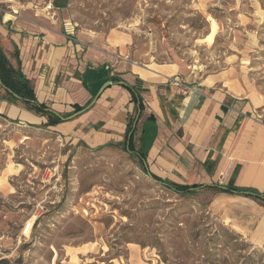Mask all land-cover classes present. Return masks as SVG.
<instances>
[{
    "label": "rangeland",
    "instance_id": "374dc122",
    "mask_svg": "<svg viewBox=\"0 0 264 264\" xmlns=\"http://www.w3.org/2000/svg\"><path fill=\"white\" fill-rule=\"evenodd\" d=\"M41 1L0 0V17ZM69 3L85 34L129 32L139 63H178L196 79L236 77L264 114V22L253 12L264 0ZM0 179L9 219L0 264H264V248L209 214L207 193L166 189L120 147L69 144L0 119Z\"/></svg>",
    "mask_w": 264,
    "mask_h": 264
},
{
    "label": "crops",
    "instance_id": "0c3cea01",
    "mask_svg": "<svg viewBox=\"0 0 264 264\" xmlns=\"http://www.w3.org/2000/svg\"><path fill=\"white\" fill-rule=\"evenodd\" d=\"M47 2L0 17V50L28 81L33 103L43 105L35 111L0 82V119L49 129L69 144L120 147L150 176L200 186L193 192L208 194L209 214L264 248V114L246 87L221 73L183 76L178 63H139L131 33L85 34L71 18L69 0H51V8ZM253 12L264 22V8ZM107 81L89 108L67 118ZM51 115L61 122L47 125ZM7 220L0 212V227Z\"/></svg>",
    "mask_w": 264,
    "mask_h": 264
},
{
    "label": "trees",
    "instance_id": "16d2710c",
    "mask_svg": "<svg viewBox=\"0 0 264 264\" xmlns=\"http://www.w3.org/2000/svg\"><path fill=\"white\" fill-rule=\"evenodd\" d=\"M0 82L8 90L12 91L13 93L17 94L20 98L27 101L26 104L29 105L30 108L34 109L35 111H39V112L43 111V105H36L33 103L35 102L34 96H33L32 89L28 81L23 78V76L20 74L18 70L10 66V64L6 60L1 50H0ZM135 100L138 104L139 109H141L142 108L141 99L139 97H135ZM75 108L78 110L81 107L76 105ZM58 122H61L60 118L55 115H51L49 117V121L47 122V125H52ZM132 123H133V118L128 121L125 138H127V135L132 130ZM132 135H133V130H132V133L127 138L129 143L131 142ZM151 176L153 179L161 182L166 189L173 191L180 195L192 193L193 189L200 187V186H195V185H192V186L180 185V184L162 180L161 178L153 176V175Z\"/></svg>",
    "mask_w": 264,
    "mask_h": 264
},
{
    "label": "water",
    "instance_id": "95a60500",
    "mask_svg": "<svg viewBox=\"0 0 264 264\" xmlns=\"http://www.w3.org/2000/svg\"><path fill=\"white\" fill-rule=\"evenodd\" d=\"M110 84V81H107L105 82L98 90L97 94L94 96V98L91 100V102L85 107V108H82L81 110L79 111H76L74 112L73 114H71L70 116H68L67 118H71V117H74L78 114H80L81 112L85 111L87 108H89L95 101L96 99L98 98V96L100 95V93L105 89V87H107L108 85ZM12 95L18 97L15 93H13L12 91L8 90ZM19 98V97H18ZM159 183V182H158Z\"/></svg>",
    "mask_w": 264,
    "mask_h": 264
},
{
    "label": "bare ground",
    "instance_id": "6f19581e",
    "mask_svg": "<svg viewBox=\"0 0 264 264\" xmlns=\"http://www.w3.org/2000/svg\"><path fill=\"white\" fill-rule=\"evenodd\" d=\"M215 29H216V24H215V21L212 20V30H215ZM210 35H211V33H210Z\"/></svg>",
    "mask_w": 264,
    "mask_h": 264
},
{
    "label": "built area",
    "instance_id": "2783aa9c",
    "mask_svg": "<svg viewBox=\"0 0 264 264\" xmlns=\"http://www.w3.org/2000/svg\"><path fill=\"white\" fill-rule=\"evenodd\" d=\"M51 0H48V2H47V5H46V7H48V8H51V6L49 5V2H50Z\"/></svg>",
    "mask_w": 264,
    "mask_h": 264
}]
</instances>
